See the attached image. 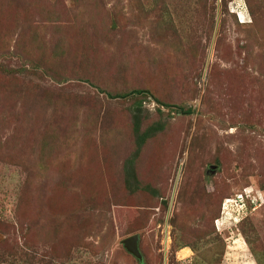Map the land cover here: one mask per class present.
I'll return each instance as SVG.
<instances>
[{
	"label": "rangeland",
	"instance_id": "374dc122",
	"mask_svg": "<svg viewBox=\"0 0 264 264\" xmlns=\"http://www.w3.org/2000/svg\"><path fill=\"white\" fill-rule=\"evenodd\" d=\"M0 264H264V0H0Z\"/></svg>",
	"mask_w": 264,
	"mask_h": 264
},
{
	"label": "water",
	"instance_id": "95a60500",
	"mask_svg": "<svg viewBox=\"0 0 264 264\" xmlns=\"http://www.w3.org/2000/svg\"><path fill=\"white\" fill-rule=\"evenodd\" d=\"M140 236L139 234L132 235L128 238H126L123 243L126 249L135 255L138 259L143 260V255L140 250Z\"/></svg>",
	"mask_w": 264,
	"mask_h": 264
},
{
	"label": "trees",
	"instance_id": "16d2710c",
	"mask_svg": "<svg viewBox=\"0 0 264 264\" xmlns=\"http://www.w3.org/2000/svg\"><path fill=\"white\" fill-rule=\"evenodd\" d=\"M132 93H144V91L143 90H137V91H133ZM186 112H191V111H186ZM135 177H133V179H134ZM130 179V178H129Z\"/></svg>",
	"mask_w": 264,
	"mask_h": 264
}]
</instances>
